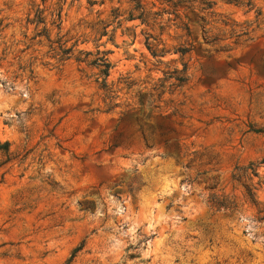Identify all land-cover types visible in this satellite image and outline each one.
Masks as SVG:
<instances>
[{
  "label": "rangeland",
  "instance_id": "obj_1",
  "mask_svg": "<svg viewBox=\"0 0 264 264\" xmlns=\"http://www.w3.org/2000/svg\"><path fill=\"white\" fill-rule=\"evenodd\" d=\"M141 1L0 0V264H264V0Z\"/></svg>",
  "mask_w": 264,
  "mask_h": 264
},
{
  "label": "trees",
  "instance_id": "obj_2",
  "mask_svg": "<svg viewBox=\"0 0 264 264\" xmlns=\"http://www.w3.org/2000/svg\"><path fill=\"white\" fill-rule=\"evenodd\" d=\"M137 2V6H136V10H143V6H142V1L141 0H134ZM197 0H189V1H185V0H177L176 2H174V0H166V2L170 3L173 5L174 8H178L179 6L183 5V4H189V5H192L193 3H195ZM202 5H205L203 8H201L200 10L202 12H207L209 10L212 9L214 3L207 0V1H204L201 3ZM193 10H195L196 8H192ZM149 17H150V14H146L145 11H143L139 17H135L134 14H132L130 16V21H133V20H136V19H139L142 21L143 24H148L149 22ZM204 22H206V20L203 18L202 19ZM206 25H208L206 23ZM149 26V25H148ZM60 31H61V28L59 27L58 28ZM248 33H244L243 36H247ZM49 38V37H47ZM147 48L152 52V55L154 57H158V52H159V49H157V46H153L151 43H150V39L152 38V36L150 34L147 35ZM215 41H218V39H214ZM235 45H238V41L234 42ZM68 52L72 51L71 49H67ZM53 52H57V49H52ZM191 50L190 49H180L177 51V53L181 54V57L184 59L186 57L187 54H189ZM67 52V53H68ZM64 53V51H63ZM161 53H165V51H161ZM66 54V52H65ZM59 53L56 55L58 56ZM90 55V54H88ZM63 60V59H61ZM59 59V61H61ZM101 64L99 65L102 69V72L105 74V87L106 89H108V85H107V79L109 78L110 76V69H111V64L108 62L107 59H101ZM187 70V67H185L184 69V72ZM250 166H254V164H250ZM250 166H244V167H240L237 169V173L235 175V180L242 184L246 191H247V194L249 195L250 199L253 201V203L255 205H259V203L257 202L256 200V193L254 191H257V188L254 187V184H253V177H252V171L253 173L255 172V168L253 167H250ZM218 185V183H217ZM225 199H222V198H219L217 196H213L211 198V207L217 211H225V212H230V213H235V212H238V205L236 203H233L231 201H228V199L226 197H224ZM263 213H264V209H263ZM261 220H264V217H262Z\"/></svg>",
  "mask_w": 264,
  "mask_h": 264
},
{
  "label": "water",
  "instance_id": "obj_3",
  "mask_svg": "<svg viewBox=\"0 0 264 264\" xmlns=\"http://www.w3.org/2000/svg\"><path fill=\"white\" fill-rule=\"evenodd\" d=\"M164 163H167V162H164ZM163 162L162 163H160V162H154L152 165H151V167L149 168V173L150 174H156V173H158L159 172V170H160V168H161V165L162 164H164ZM168 164V166H172L173 164H171V163H167Z\"/></svg>",
  "mask_w": 264,
  "mask_h": 264
}]
</instances>
